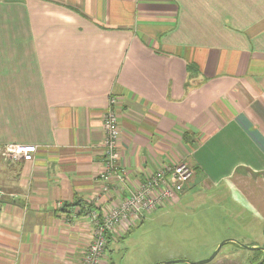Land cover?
<instances>
[{"label": "crops", "instance_id": "1", "mask_svg": "<svg viewBox=\"0 0 264 264\" xmlns=\"http://www.w3.org/2000/svg\"><path fill=\"white\" fill-rule=\"evenodd\" d=\"M0 46V151L37 148L0 166V264L81 263L119 198L93 200L111 96L129 187L188 163L170 207L213 191L264 227V0H0Z\"/></svg>", "mask_w": 264, "mask_h": 264}, {"label": "rangeland", "instance_id": "2", "mask_svg": "<svg viewBox=\"0 0 264 264\" xmlns=\"http://www.w3.org/2000/svg\"><path fill=\"white\" fill-rule=\"evenodd\" d=\"M9 51L0 46V63L9 60ZM1 165H9L2 151ZM3 181L2 174L1 188ZM122 194L116 188L117 197ZM226 196L218 198L206 191L188 206L149 213L130 234L110 245L111 264H197L210 258L223 242L216 257L206 264L258 263L264 254L253 249L264 248V227L248 217L245 224L233 217L235 212L240 214ZM177 200L180 196L175 204ZM182 260L185 262H177Z\"/></svg>", "mask_w": 264, "mask_h": 264}, {"label": "built area", "instance_id": "3", "mask_svg": "<svg viewBox=\"0 0 264 264\" xmlns=\"http://www.w3.org/2000/svg\"><path fill=\"white\" fill-rule=\"evenodd\" d=\"M118 110L117 98L111 96L104 115L103 171L98 177L99 191L95 199L111 196L113 192L116 195V188L128 191L126 195H120L112 207L89 211L93 237L80 264H108L107 245L111 239L131 229L146 214L173 205L195 178V171L188 163H162L145 175L142 183L129 187L128 169L119 153ZM1 151L6 162H32L37 148L34 145L6 144Z\"/></svg>", "mask_w": 264, "mask_h": 264}, {"label": "water", "instance_id": "4", "mask_svg": "<svg viewBox=\"0 0 264 264\" xmlns=\"http://www.w3.org/2000/svg\"><path fill=\"white\" fill-rule=\"evenodd\" d=\"M224 244H225V242H223V243L219 246V248L214 252V254H213L210 258H208L207 260L201 261V262H199V263H197V264H206V263L212 261V260L216 257V255L218 254V252L220 251V249L222 248V246H223ZM253 250H261V251L264 252V248H258V249H253ZM177 262H185V260L177 261ZM170 263H174V262H168L167 264H170Z\"/></svg>", "mask_w": 264, "mask_h": 264}, {"label": "trees", "instance_id": "5", "mask_svg": "<svg viewBox=\"0 0 264 264\" xmlns=\"http://www.w3.org/2000/svg\"><path fill=\"white\" fill-rule=\"evenodd\" d=\"M185 138H187V135H185ZM80 205L82 206V208L84 209V211H85V209L87 208V207H85L84 206V204H82V203H80ZM87 206V205H86ZM83 211V210H82ZM134 229H130L129 230V232L127 233V234H130L132 231H133ZM258 252H261V253H263L264 254V252L263 251H258ZM256 264H264V256H263V258H262V260L261 261H259L258 263H256Z\"/></svg>", "mask_w": 264, "mask_h": 264}]
</instances>
